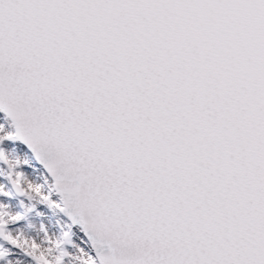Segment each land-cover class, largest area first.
I'll use <instances>...</instances> for the list:
<instances>
[{
    "label": "snow or ice",
    "instance_id": "1",
    "mask_svg": "<svg viewBox=\"0 0 264 264\" xmlns=\"http://www.w3.org/2000/svg\"><path fill=\"white\" fill-rule=\"evenodd\" d=\"M0 264H264V0H0Z\"/></svg>",
    "mask_w": 264,
    "mask_h": 264
}]
</instances>
